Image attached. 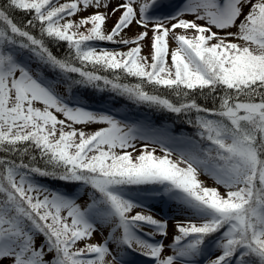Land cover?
<instances>
[{
    "label": "snow or ice",
    "instance_id": "1",
    "mask_svg": "<svg viewBox=\"0 0 264 264\" xmlns=\"http://www.w3.org/2000/svg\"><path fill=\"white\" fill-rule=\"evenodd\" d=\"M112 5L0 0V264H264V0ZM132 25L142 30L126 38ZM88 89L183 116L194 132L94 110ZM155 201L183 218H155Z\"/></svg>",
    "mask_w": 264,
    "mask_h": 264
},
{
    "label": "trees",
    "instance_id": "2",
    "mask_svg": "<svg viewBox=\"0 0 264 264\" xmlns=\"http://www.w3.org/2000/svg\"><path fill=\"white\" fill-rule=\"evenodd\" d=\"M56 2H57V4H61V3H70L72 1L71 0H56ZM118 16H119V13H117L115 16H112L109 20L106 21L107 29L110 30L112 28V26L114 25ZM80 17L81 16H77V17L73 16V17H71V19L79 20ZM17 18L19 19L20 16L18 15ZM81 30L83 31V29H81ZM141 30L142 29L134 30V31L131 30L130 33H128L127 31H124L122 33V35L125 36L126 38H131V37L135 36ZM36 34L38 35V32ZM149 43H150V41L144 42V47H143V52H142L143 55L149 54ZM97 46L102 47V48H108L110 50L116 49L118 51H127L129 47H133L134 45L124 46V45H116V44H113L110 42H98ZM49 47L52 49L54 54H56L60 57L64 56L65 51H66V44L61 43L59 45H55V44L49 42ZM169 62H170V57H169ZM45 75L51 76L52 74L45 71ZM124 82L134 83L136 81L133 78H128ZM61 86L63 87V89L65 91L64 86L63 85H61ZM85 96H86V102L90 105V107L109 108L113 112H116L119 110L126 111L127 113H129V115L134 116L136 119L141 120L143 122H150L151 124H153L155 126H160V125L173 126V124H174L175 130L177 133H179V131L181 129H183L188 134H192L194 132L193 128L188 127L187 125H185L183 123V120H184L183 116L178 117L176 115L169 114L167 112H161L159 110H149L147 107H137V106H134L132 104H129L124 99H121L117 96H114L112 93H110L108 91L100 92V91H96L93 89H88L87 92L85 93ZM113 101H115V103H113ZM199 102L201 104L205 103V101L203 99H200ZM208 106H211L210 103L208 104ZM150 147H152V146H150ZM129 151H131V149ZM157 152L159 153L158 155L163 154L159 151L158 148H157V151L155 154H157ZM133 154L135 155L137 153L134 152ZM172 159H177V158L172 156ZM35 179H37V181L39 183L46 184L50 188H59L61 190H64V188H65V185L63 184V182H60V181H52L49 179H44V178H39V177H36ZM209 187H216V186H209ZM221 192H224V191L221 190ZM150 203L154 204V207L151 210L150 214L153 215L157 219H163L165 214H166L165 210H168L169 207H174V208L176 207L175 204H170L169 202H166V201H155V202H150ZM135 211H143V212H145V214H148L147 210L142 209V208L135 209L134 212ZM179 219H181V218H179ZM170 220H169V223H175V221H172V220L170 221ZM145 231H148V229H145ZM157 238H159V236H157ZM43 239L44 238L42 237V241H43ZM171 240H172V235L170 236L168 242L171 243ZM77 246H82V245H77ZM216 254H219V253H216ZM137 257L141 261L140 264H148L147 258L142 257V256H137ZM47 258H50V256ZM212 258H214V257H212Z\"/></svg>",
    "mask_w": 264,
    "mask_h": 264
},
{
    "label": "rangeland",
    "instance_id": "3",
    "mask_svg": "<svg viewBox=\"0 0 264 264\" xmlns=\"http://www.w3.org/2000/svg\"><path fill=\"white\" fill-rule=\"evenodd\" d=\"M71 1H72V0H71ZM115 2H116V0H113V5H112V6H114ZM91 10H92V9H90V11H91ZM110 10H111V6H110V8H109V11H110ZM84 15H87V13L81 11L78 15H75L74 17H77V16H84ZM183 18L191 20V19L194 18V16H193L192 14H185V16H184ZM201 23H203V21H201ZM139 29H140V28L137 27L136 25H132L129 29H127V30H125V31H127L128 33H130L131 30L134 31V30H139ZM177 31H179V32H183V30H181V29H178ZM213 31H218V30L215 29V28H213ZM229 31L235 32L236 29H235V28H231V29H229ZM220 34H221V35H224L223 31H220ZM188 35H192L191 31L188 32ZM233 42L243 43L242 41H233ZM171 46H172V47H175V44L172 43ZM32 66H33V67H36L35 64H33ZM57 90H58L59 92H61V93H64V92H65L62 86H59ZM37 106H41V105H37ZM91 108L94 109V110H102V109H108V110H110L109 108H103V107H102V108L91 107ZM110 111H112V110H110ZM116 113H118L119 116L122 117V118H127L129 122H136V121H139V122L145 123V122H143V121H141V120L136 119L134 116L129 115V113H127L126 111H121V110H119V111H116ZM60 118H63V117H60ZM102 126H103V125L93 124V125H90V126L85 127V131H89V132H90V131H94V130H96L97 128L102 127ZM76 127H77V128H80V127H83V126H81V125H76ZM143 143H144V141H137V142H136V148L138 149V148L141 146V144H143ZM150 146H152V145H150ZM157 148H158V147H157ZM158 149H159V148H158ZM129 150H130V149H129ZM158 154H159V153L157 152V155H158ZM173 157H176V158H177V156H176L175 154H173ZM199 179H200V180H201L206 186H216V187H218V188L220 189V191H221V190H222V191H225V189H224L222 186H219V185L216 183V181L214 180V178H211V177L208 176V175H205V174L202 173V174L199 176ZM86 199H87V197H86V195H85L84 197H82L81 199H79L77 202L80 203V204H84V202H85ZM136 209H140V208H136ZM165 212H166V214H168L169 216H173V215H175V216H176V219H179V218L182 219V218H183V217H181V216H179V215L176 214V207H175V208H174V207H169L168 210H165ZM178 217H179V218H178ZM170 221H171V220H170ZM172 221H174V220H172ZM173 224H174V223H169V225H170V228H169V235H168V238L164 240L165 245L170 244V243L168 242V240H169L170 236L172 235V227H171V226H172ZM157 239H160V237L157 238ZM101 240H102V236H101V234H100L99 232H97V233L93 236L92 240H91V241H87V242H93V243H94V242L101 241ZM42 242H43V241H42V236H37V238H36V244H37V246H39ZM78 245H82V244H80V243L78 242ZM168 254H170V250L166 249L164 255H168ZM215 254H216V253H215ZM46 258H47V257H46ZM210 258H212V257H210ZM133 259H134V261H135V264H140V263H141L140 259H138L137 256L133 257Z\"/></svg>",
    "mask_w": 264,
    "mask_h": 264
}]
</instances>
